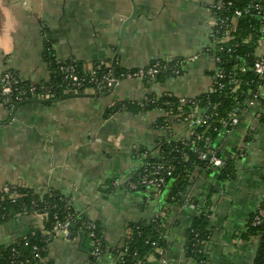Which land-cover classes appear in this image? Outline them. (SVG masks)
<instances>
[{"label": "crops", "instance_id": "1", "mask_svg": "<svg viewBox=\"0 0 264 264\" xmlns=\"http://www.w3.org/2000/svg\"><path fill=\"white\" fill-rule=\"evenodd\" d=\"M215 1L4 0L6 7L17 4L12 9L17 29L12 55L0 53V76L13 71L22 81L49 83L53 63L91 70L113 57L122 71L156 60L178 64L179 73L162 81L120 79L103 98L22 105L11 121L12 107L0 105V188L17 186L38 195L52 190L66 198L80 219L102 231L105 249L98 264H116L132 225L156 218L163 221L166 245L160 259L150 255L146 264L254 263L259 238L248 236L247 228L264 200V106L256 101L241 109L234 115L238 122L223 127L212 142L209 153L229 159L232 176L221 182L218 169L197 167L178 198L172 197V178L160 192L130 185L147 151L156 154L163 138L189 140L193 128L177 116L167 117V127L159 128L156 122L164 115L159 109L107 113L119 103L148 96L181 100L210 92L216 71ZM2 26L0 15V34ZM254 53H264V36ZM258 94L264 97V85ZM199 115L205 117L204 109ZM201 212L208 239L205 259L197 263L188 254L187 233ZM38 226L37 218L15 216L0 227V244ZM92 248L82 228L71 229L49 243L42 264H88Z\"/></svg>", "mask_w": 264, "mask_h": 264}, {"label": "trees", "instance_id": "2", "mask_svg": "<svg viewBox=\"0 0 264 264\" xmlns=\"http://www.w3.org/2000/svg\"><path fill=\"white\" fill-rule=\"evenodd\" d=\"M231 1L230 7H223L220 11L212 9L216 18L227 17V20L224 25L213 28L214 58H218V61H216V71L212 73L213 85L209 93L196 99H188L189 101L182 105L179 99L172 96L163 95L159 98L148 96L140 102L119 103L107 111V113L127 111L138 114L159 109L164 114L156 122L159 128L167 127L166 119L169 116H177L180 119L189 116L192 102H198L199 108L205 111V117H207L205 124L194 128L189 140L163 138L155 147L156 154L154 151H147L145 163L148 165H143L138 170L132 183L137 184L147 170L157 163L172 168V176L167 178V181L171 178L175 180L176 186L172 194V197L175 198H178V193H181L187 186L197 167L205 171L218 169V180L221 182L232 176V162L229 159L225 160L219 152L209 153V151L212 150V142L222 128L231 127L229 116L238 115L241 109L248 107V102L253 99V94L257 93L258 95L254 103L257 101L261 106H264V97H260L258 94V88L264 85V77H260L248 69L240 71L241 67L249 68L258 59L254 52L258 41L263 37L261 27L264 24L262 19L264 0ZM253 3L260 5L263 13L252 16L253 11L250 10L238 19L233 18L234 9L238 8L244 11ZM156 61L164 63L160 60ZM60 65L71 66L72 64L53 63L52 68L55 70V75L52 81L43 83L53 84L55 88L50 94L54 97H60L65 91L71 90L69 86L57 87L61 83L58 73ZM168 65V70L157 76L155 81L173 77L175 75L173 71L179 70L178 64L174 61L168 62ZM74 68L80 76L86 78L90 76L89 70L83 68L81 64H75ZM115 69L116 79H120V75L126 72L116 67ZM92 70L96 72V78L111 71L105 65L95 66ZM85 87H91V85L86 83ZM77 93H83V89L78 90ZM16 104L13 103L12 107ZM6 107L10 108L11 106ZM207 154H214L218 157L221 160V165L217 168L212 167L210 156L208 160L205 159ZM18 191L19 196L14 202L8 196L0 194V227L15 216L37 218L39 226L30 228L27 234L16 237L9 244H0V264H42L46 258L49 243L57 236V224L70 219L71 226L75 225L76 229L82 228L83 230L85 224L90 223L89 220L80 219L68 200L52 190L43 195L34 194L29 189L21 187ZM261 204V208H264V200ZM251 221L252 219L248 223L247 235L259 238L253 264H264V224L252 226ZM93 224L95 225V238L98 239V247L102 253L105 249L103 234L100 227L94 222ZM71 226L69 231H71ZM206 226V214L201 212L193 219L187 233V251L197 263H201L205 259L203 246L208 239ZM123 244L116 253L118 256L116 264H146V259L150 255L160 259L163 253L162 249L166 245L163 221L156 218L150 222L132 225ZM97 259L91 255L88 264H98Z\"/></svg>", "mask_w": 264, "mask_h": 264}, {"label": "built area", "instance_id": "3", "mask_svg": "<svg viewBox=\"0 0 264 264\" xmlns=\"http://www.w3.org/2000/svg\"><path fill=\"white\" fill-rule=\"evenodd\" d=\"M232 5L231 0H216L215 3L211 5V8L217 11H220L223 7H230ZM250 10L253 11L252 16H258L260 13H263L262 7L260 5L253 3V5L248 6L244 11L236 8L233 10V18L238 19L244 13H248ZM264 20V16L262 17ZM227 17L223 19H218L215 17L214 27L224 25ZM261 33L264 36V24L261 27ZM218 61V58H215V62ZM169 68L168 62H158L154 61L150 65L144 68L137 70L123 72L120 76V79H143V80H155V78L163 73H165ZM251 70L256 75L264 77V53L258 57V59L253 63L249 68L241 67L240 71ZM90 76L88 78L80 76L74 65H60L58 67V73L60 76L61 83L57 87L62 88L64 86L70 87V91H65V93H77L78 90L83 89V93H101L105 90H108L112 84L115 85L119 82L120 79L112 77L110 73L96 78V72L94 70H89ZM175 75L179 73V70L173 71ZM86 83L90 84L91 87H85ZM64 85V86H63ZM55 87L53 84H31L25 81H22L18 75L13 71H6L0 76V105L11 106L13 103H19L28 99H46L52 96L51 91ZM257 93L253 94V99L248 102V105H253L255 99H257ZM188 99H179L180 104H185ZM207 117H202L199 115V105L198 102H192L190 108V114L187 117L183 118V121L187 122L190 127L193 129L202 126L205 124ZM230 124L235 125L238 122V119L234 115L229 116ZM202 157V156H201ZM210 163L212 167H219L221 165V160L216 157L214 154L210 155ZM148 165V163L144 164ZM172 176V168L170 166H165L164 164L157 163L149 168L145 175L138 181V183H132L130 186L132 189L137 187H148L154 189L157 192H160L166 182L167 178ZM17 186H5L0 188V194L6 195L14 202L19 196V189ZM22 188V187H21ZM264 224V208L258 209L254 217L252 218L251 225L257 226L259 224ZM71 226L70 219H67L65 222L59 223L56 225L57 234L67 236L69 228ZM86 235L91 239L93 243L92 255L99 257L101 250L98 247V239L95 238V225L92 221L86 223L83 227ZM161 253V251H159ZM98 260V259H97Z\"/></svg>", "mask_w": 264, "mask_h": 264}, {"label": "water", "instance_id": "4", "mask_svg": "<svg viewBox=\"0 0 264 264\" xmlns=\"http://www.w3.org/2000/svg\"><path fill=\"white\" fill-rule=\"evenodd\" d=\"M128 20V19H127ZM127 20L123 22V24L121 25V29H120V35H119V41H118V45L115 51V54L117 55L119 52V48L121 45V40H122V33H123V29L127 23ZM106 67H109L111 69V74L112 77L115 78V57L112 58L110 63H106L104 64ZM114 89H116V85L113 83L112 86L108 89L105 90L101 93H91V92H86V93H64L62 96L60 97H54L51 96L50 98L47 99H28V100H24L21 101L19 103H17L15 106H13L11 108V112H10V117H9V121H11L16 113V111L22 106V105H26V104H48V103H57L59 101H63V100H67V99H72V98H103L105 96H107L111 91H113ZM209 154L206 155L205 159L208 160L209 159ZM71 229H75V225L71 226ZM84 232V231H83ZM84 234L86 235V233L84 232ZM71 234H69V237L71 238Z\"/></svg>", "mask_w": 264, "mask_h": 264}, {"label": "clouds", "instance_id": "5", "mask_svg": "<svg viewBox=\"0 0 264 264\" xmlns=\"http://www.w3.org/2000/svg\"><path fill=\"white\" fill-rule=\"evenodd\" d=\"M16 6V3H12L6 7L4 0H0V15L3 16V31L0 34V53L5 57L11 56L14 51V33L17 29V23H13L15 16L12 9ZM22 10L24 9L22 8Z\"/></svg>", "mask_w": 264, "mask_h": 264}]
</instances>
